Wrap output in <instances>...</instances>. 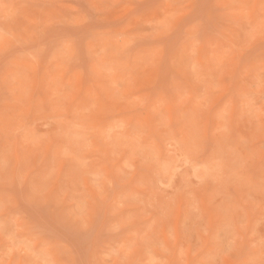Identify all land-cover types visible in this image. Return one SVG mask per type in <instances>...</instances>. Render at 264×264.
<instances>
[{"label":"rangeland","instance_id":"obj_1","mask_svg":"<svg viewBox=\"0 0 264 264\" xmlns=\"http://www.w3.org/2000/svg\"><path fill=\"white\" fill-rule=\"evenodd\" d=\"M0 264H264V0H0Z\"/></svg>","mask_w":264,"mask_h":264}]
</instances>
